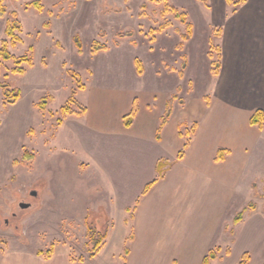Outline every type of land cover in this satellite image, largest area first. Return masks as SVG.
I'll return each instance as SVG.
<instances>
[{"label":"rangeland","instance_id":"obj_1","mask_svg":"<svg viewBox=\"0 0 264 264\" xmlns=\"http://www.w3.org/2000/svg\"><path fill=\"white\" fill-rule=\"evenodd\" d=\"M34 1L41 10L28 5ZM238 2L3 0L0 50L11 57L0 58V264H123L129 247L121 237L129 229L117 216L110 222L92 211L112 194L108 182L110 175L114 178V152L133 147L113 142L85 122H117V111L128 103V115L135 100L141 122L149 125L161 118L172 95L177 97L173 116L192 97H225L216 81L220 70L224 76L234 70L237 85L227 97L258 105L264 81L259 46L264 41L256 38L264 27L254 31L247 24L240 26L248 13L234 16L244 3L234 8ZM171 9L184 14V21ZM188 24L191 34L184 39ZM7 26L14 27L19 41L13 43ZM125 33L131 35L119 36ZM225 42L230 49L224 50ZM21 57L26 61L17 62ZM71 72L79 75L83 90ZM71 96L78 105L68 102ZM44 97L46 108L40 109L37 104ZM64 105L67 114L61 112ZM193 124L182 127V134ZM144 148L138 164L127 157L130 180L138 165L146 174L152 163L155 166L153 160L163 156L153 142ZM170 158L161 159L165 163ZM244 160L236 185L217 205H188L197 198L198 188L177 176L159 183L157 171L151 177L156 182L137 200L151 193L147 213L156 218L158 230L174 234V264H202L210 250L217 253L210 264H240L244 255L247 264H264V143ZM211 190H204L208 198ZM21 203L29 207L21 208ZM240 212L241 221L233 223ZM88 220L107 234L97 249L99 234L88 231Z\"/></svg>","mask_w":264,"mask_h":264},{"label":"crops","instance_id":"obj_2","mask_svg":"<svg viewBox=\"0 0 264 264\" xmlns=\"http://www.w3.org/2000/svg\"><path fill=\"white\" fill-rule=\"evenodd\" d=\"M243 12L248 13V17L247 21L240 17V26L247 24L253 30L264 27V0H255L254 3L253 0H246L239 6L234 16ZM256 40L264 41V34ZM226 43H224V50L230 49ZM236 43L241 47L240 41ZM259 55L264 59V43L259 46ZM233 74L234 70L232 73L227 71L224 76V71L220 70L216 76V81L220 82L226 94H230L231 89L235 92V87L232 86L237 84ZM261 87L259 92L261 102L258 105L255 102L252 106L250 103L248 105L238 103L226 94L225 97L221 94L207 97L208 101L204 97H192L176 111L175 121L173 108L170 118L161 130L159 140L156 139V130L160 119L149 125L142 123L139 107L131 124L128 127L124 125L122 117L124 119L126 116L128 103L123 105V111L121 109L117 111V122L107 125L85 122V127L105 132V136L110 137L113 142L120 141L123 145L131 143L133 147V149L122 148L114 152L116 162L112 170L114 178L110 175V182H108L112 194L108 200H100L96 209L92 211L93 214L101 215L110 222L115 221L117 216V219L129 229L126 237H121V243L129 247L123 264H174L176 261V256L173 254L177 250L174 234H171L170 229L169 231L158 230L155 227L156 218L152 213H147L145 203L151 193L147 194L142 201L137 200L146 184L152 181L151 177L156 171L158 172L157 165L164 155L171 158L166 162L164 175L158 179L159 183L171 176H177L183 184L191 183V188L199 189L196 193L197 198H193L192 202L187 203L188 205L192 203L194 206L202 203L205 206L209 203L217 205L225 196L224 194L227 191L230 192L232 186L236 185V175L242 170L244 159L251 157L254 150L257 152V148L264 143V122L261 129L250 124V118L255 111L261 110L264 113V81ZM87 111L88 109L85 113ZM143 111L142 113H145ZM192 123L196 125L195 130L188 138L189 143L183 151V156L178 159V153L186 142V136L180 135L179 129L187 128ZM146 142H153L159 155L163 156L153 160L156 161L155 166L153 167L152 163L146 174L138 165L130 180L128 169L125 167L127 157L134 159V165L138 164V159L144 157ZM220 148L226 149L228 154L224 160L216 161L215 156ZM206 186L211 187L214 192L209 198L205 196ZM104 190L107 196L106 188ZM131 231L133 236L129 239ZM161 240L162 246H160Z\"/></svg>","mask_w":264,"mask_h":264},{"label":"trees","instance_id":"obj_3","mask_svg":"<svg viewBox=\"0 0 264 264\" xmlns=\"http://www.w3.org/2000/svg\"><path fill=\"white\" fill-rule=\"evenodd\" d=\"M151 1H156V0H151ZM246 0H240V2H238V3H236L235 4V7L234 8H236L237 6H239L241 3H243V2H245ZM29 6H34L37 10H41V5H40V3H39V1H34L33 3H29L28 4ZM4 5H3V0H0V16H3L4 15ZM171 11H173L174 12V14H175V17L176 18H179V17H181V19H182V21H184V19H185V15L184 14H179V13H177L176 12V10L175 9H171ZM12 15L14 16L15 15V13L13 12L12 13ZM184 16V17H183ZM15 17V16H14ZM191 24H188V30H187V32H188V34H183L182 35V37L184 38V39H189V37H190V34H191ZM162 27H166L165 25H163ZM13 29H14V27L13 26H7V28H6V34L8 35V36H10V37H12L13 38V43H15L16 41H19L20 39L19 38H17V37H14L13 36ZM127 35H131V33H128V34H120L119 36H121V37H123V36H127ZM3 45V47H4V43L2 44ZM75 45H76V47L78 48V52L80 53L81 52V49H80V43H79V39L77 38V37H75ZM100 49H104V46L103 45H101L100 46ZM10 55H9V53L7 52V51H5V50H0V58L1 59H4V60H8V59H10ZM24 61H26V58L25 57H21L20 59H18L17 60V62H19V63H22V62H24ZM218 65H219V63H218ZM184 67H185V64H184ZM138 70H139V66H138ZM183 71V70H182ZM18 72H22V70H19ZM70 75H71V77L76 81V86H77V88L78 89H84V85L83 84H81L80 83V77H79V75L77 74V73H74V72H71L70 73ZM1 86H3V87H5L3 84L1 85ZM4 93H5V96L8 94V92L7 91H4ZM72 93H73V95L75 94V91H72ZM19 97V92L18 93H16L14 96H13V99L15 100V99H17ZM49 99H52V96H49L48 97ZM177 97H176V95H172L167 101H166V103H165V110H164V112H163V114H162V116H161V118H160V122H159V125H158V127H157V130H156V139L157 140H159L160 139V133H161V130H162V128H163V126L167 123V121H168V119L170 118V116H171V114H172V110H173V103H174V101H175V99H176ZM68 102H72V103H74V104H79L77 101H76V99L73 97V96H71L69 99H68ZM37 106L40 108V109H45L46 108V98L44 97V98H42L40 101H39V103L37 104ZM82 108V111L83 112H85L86 111V108L85 107H81ZM61 112L63 113V114H67V107L64 105V106H62L61 107ZM135 113H136V106H135V101H134V103H133V105H132V108H131V110H130V112L128 113V115H126V116H124V125L126 126V127H128L130 124H131V122H132V116L134 117V115H135ZM263 122H264V113H263V111H261V110H257V111H255L253 114H252V116H251V118H250V124L251 125H254V126H257L258 128H262V126H263ZM195 127H196V125L195 124H193V127H192V130L188 133H184V134H182V132H181V127H180V129H179V132H180V135H182V136H186V142L184 143V146H183V149L178 153V159L179 158H181L182 156H183V151H184V149L185 148H187V146H188V143H189V136H190V134L191 133H193L194 132V130H195ZM226 154H228V151L226 150V149H223V148H220V149H218L217 150V153H216V156H215V160L216 161H222V160H224L225 159V156H226ZM167 165V163L165 162H162V161H160L159 163H158V165H157V169H158V174H159V178H162L163 177V175H164V171H165V166ZM168 165H171V163H168ZM156 182V180H153V181H151V182H149V183H147L146 184V186H145V188H144V190H143V192H142V195H145L148 191H149V189L154 185V183ZM242 213L243 212H240V213H238L235 217H234V219H233V223H239L240 221H241V218H242ZM92 221H89L88 220V231L92 234V235H95V233H98L99 235H98V239H97V241L95 242V245H94V249H97L98 247H100L101 245V243L104 241V239L106 238V234L105 233H99L97 230V228H96V226H93L92 225V223H91ZM93 226V227H92ZM129 239H132V235H130V237H129ZM100 245V246H99ZM218 249V248H217ZM125 254L127 255L128 254V249L126 248L125 249ZM217 258V253H216V251H214V250H210L209 252H208V254L206 255V256H204L203 257V259H202V264H210L211 263V261H213V260H215ZM247 262H248V255H244V257L242 258V260H241V262H240V264H247Z\"/></svg>","mask_w":264,"mask_h":264},{"label":"water","instance_id":"obj_4","mask_svg":"<svg viewBox=\"0 0 264 264\" xmlns=\"http://www.w3.org/2000/svg\"><path fill=\"white\" fill-rule=\"evenodd\" d=\"M31 195H35V192H34V191L31 192ZM20 207H21V208H27V207H29V204H28V203H21V204H20Z\"/></svg>","mask_w":264,"mask_h":264}]
</instances>
